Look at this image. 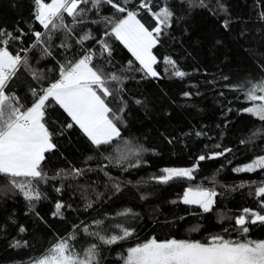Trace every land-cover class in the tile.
Instances as JSON below:
<instances>
[{"label": "trees", "instance_id": "trees-1", "mask_svg": "<svg viewBox=\"0 0 264 264\" xmlns=\"http://www.w3.org/2000/svg\"><path fill=\"white\" fill-rule=\"evenodd\" d=\"M153 2L157 8L167 5L175 13L172 27L162 37L163 43L153 49L159 60L155 65L160 74L158 77L143 78L141 72L123 70L134 58L114 38L108 40L113 49L109 58L106 54L99 55V45L92 40L81 45L76 43L75 35L68 36L64 31H58L50 42L52 57L42 59L39 47L27 53L32 67L45 72L47 79L37 81L29 71L21 68L10 81L11 92L27 105L32 100V87L47 86L55 78V72L49 69L55 68L57 62L77 57L91 46L98 53L94 60L96 65L106 72H116L125 77L122 85L114 87H122L118 95L126 101V107L122 113L123 123L119 125L121 137L111 145L103 146L99 152L78 128L63 127L70 118L57 108V122L50 121L57 147L46 154L45 171L49 177L71 166L93 171H86L84 176L76 179L58 178L38 183L44 198L34 205L43 221L30 210L31 206L22 195L3 191L4 178L0 177V264L29 263L58 237L77 231L76 225H80L77 236L84 234V225L95 230L91 225L95 219L104 222L126 220L125 226L136 230L121 244L101 246L104 264H122L119 255L127 247L153 237L158 240L204 241L212 235H224L229 239H241L234 217L243 214L244 208L264 211L260 208L264 197L255 195V189L264 184V170L233 171L264 155V121L241 112L249 106L243 91L238 87H228L264 76L260 71L264 66V19H261L264 0H204L206 7L200 5V0ZM33 12L34 0H0V30L13 35L23 30L21 39L12 40L8 45L13 54L22 48H31L35 42L33 32L44 31L35 21ZM94 13L95 10L90 12L88 22L77 27L81 36L90 31L99 38L106 30L104 24L90 21L98 20L100 16L119 15L108 5L102 7L100 16ZM141 16L146 26L154 24L144 11H141ZM226 19L230 21L228 28L223 26ZM65 22L70 23L71 18L66 17ZM62 42L70 47H60ZM164 57L175 60L177 67L187 75L183 78L172 75L171 67L163 62ZM109 59L111 63L107 62ZM184 92L191 95L185 97ZM137 100L141 103L137 104ZM109 102L115 110L121 106L119 100L109 98ZM197 132L201 135L197 136ZM141 146L146 151L139 154V167L124 171L128 162L121 167L105 159L119 155L118 150ZM225 148L231 151L218 158L201 161L194 173L195 179L191 181L175 180L160 184L150 179L165 167H191L199 155ZM88 156H93V159L88 160ZM135 159L133 157L132 161ZM102 165H107L104 171H100ZM114 183L120 185L119 192L113 187ZM197 185L217 191L212 212L203 213L198 206L181 202L184 189ZM57 187L62 190L57 192ZM89 200L93 206L86 210ZM57 201L71 205V208L62 210L63 218L52 216ZM125 209H132L139 215H116ZM21 226L24 232L19 231ZM196 227L198 230L192 231ZM248 227V239H264V224L258 222ZM16 241H20L21 246L14 248L11 245Z\"/></svg>", "mask_w": 264, "mask_h": 264}, {"label": "snow or ice", "instance_id": "snow-or-ice-1", "mask_svg": "<svg viewBox=\"0 0 264 264\" xmlns=\"http://www.w3.org/2000/svg\"><path fill=\"white\" fill-rule=\"evenodd\" d=\"M104 5L110 6L114 13L119 15L100 16ZM200 5L207 6L204 0H200ZM93 10L100 18L90 22L103 23L106 29L99 38L90 31L82 36L77 31L79 25L88 22V14ZM141 11L150 16L154 24L146 26V23L142 22ZM174 15L170 7L163 5L157 8L153 0H136L135 3L133 0H34L33 16L44 31L33 32L35 42L31 48H22L20 52L13 54L8 45L12 40H20L23 30L16 35L0 30V177L4 178L3 191L22 195L39 220L43 221V217L36 210L34 202L44 197L37 187L38 183H47L58 178L76 179L84 176L86 171H93L71 166L61 169L51 177L45 171L46 154L57 147L54 143L55 133L50 129V121L56 123L58 120L55 116L57 108L70 118L63 127L78 128L91 146L99 152L103 146L111 145L122 135L119 125L123 123L122 113L126 101L118 95L122 87L114 85H122L125 77L116 72H106L103 67L96 65L94 60L98 53L89 46L77 57L57 62L55 68L49 69L48 71L55 72V78L48 82L47 86H41L39 89L32 87V100L26 105L19 96L11 92L10 81L21 68L29 71L37 81L47 79L45 72L32 67L27 53L39 47L42 59L52 57L50 42L53 35L64 31L68 36L75 35L76 43L81 45L84 41L92 40L94 44L99 45V55L106 54L110 58L113 49L108 40L114 38L134 58L127 62V67L123 70L141 72L143 78H156L160 75L155 68L159 60L153 49L163 43L162 37L167 35L168 29L172 27ZM66 17L71 18L70 23L65 22ZM261 19H264V12L261 13ZM229 23L226 19L223 26L228 28ZM59 46L65 49L70 47L64 42ZM107 62L111 63V60ZM163 62L171 67L175 77L183 78L187 75L177 67L176 61L171 57H164ZM260 71L264 73V66H261ZM228 87H238L243 91L249 106L241 109V112L264 121V76ZM183 95L189 97L191 93L184 92ZM109 98L119 100L121 106L118 110L110 106ZM136 103L141 101L137 100ZM196 135L201 133L197 132ZM216 147L219 148L220 145ZM143 151L146 149L142 146L128 147L126 150H118L119 155L105 159L121 167L128 162L127 167H124V171H127L128 168L140 166L139 154ZM230 151L231 149L225 148L208 155L201 154L191 167H165L160 170V174L150 179L160 184L175 180L191 181L195 179L194 173L201 161L218 158ZM133 157H136L134 162ZM87 159L92 160L93 156H88ZM106 167L107 165H102L100 171H104ZM257 170H264V155L233 169L237 173ZM107 174L105 172V175ZM113 187L117 192L120 191L118 183H114ZM55 190L60 192L62 189L57 187ZM217 195L215 188L189 186L184 189L181 202L184 205L198 206L203 213H210L216 204ZM255 195L264 197V184L255 189ZM92 206L93 202L89 200L85 209ZM66 207L71 208V205L66 206L62 201H57L52 216L63 218L62 210ZM260 208L264 210V200L261 201ZM116 215L128 217L139 214L134 213L132 209H125ZM234 222L241 239H229L224 235H212L204 241L175 238L158 240L153 237L127 247L125 252L119 255V259L122 264H264V239L247 238L249 224H264V211L244 208L243 214L234 217ZM91 225L95 226V230H90V225L83 226V233L92 240L82 249L77 248V231L80 230V225H76L77 231L58 237L46 251L31 258L29 264H104L101 246L121 244L136 232L123 222L106 225L104 220L95 219ZM197 230L198 227L192 229ZM19 231L24 232V227L21 226ZM224 231L228 232V229ZM11 246L20 247L21 243L16 241Z\"/></svg>", "mask_w": 264, "mask_h": 264}, {"label": "rangeland", "instance_id": "rangeland-1", "mask_svg": "<svg viewBox=\"0 0 264 264\" xmlns=\"http://www.w3.org/2000/svg\"><path fill=\"white\" fill-rule=\"evenodd\" d=\"M240 167H242V166H240ZM121 222H123L126 225V220H123V221H121V220H118V221L112 220V221H107V222L105 221V224L106 225L107 224L115 225L116 223H121ZM77 241L79 242V243H77V248L79 250V249H82L83 247H85L86 244L91 241V238L86 236L85 234H83L81 236H77ZM26 264H29V263H26Z\"/></svg>", "mask_w": 264, "mask_h": 264}]
</instances>
